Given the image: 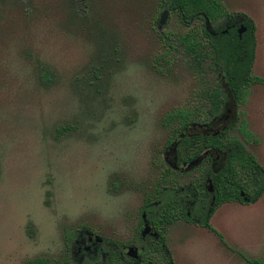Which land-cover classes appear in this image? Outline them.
<instances>
[{
	"label": "rangeland",
	"instance_id": "obj_1",
	"mask_svg": "<svg viewBox=\"0 0 264 264\" xmlns=\"http://www.w3.org/2000/svg\"><path fill=\"white\" fill-rule=\"evenodd\" d=\"M160 1L0 0V264H82L74 250L88 239L139 248L148 202L202 176L167 165L180 123L166 119L206 113L220 81L177 43L202 21L183 24ZM219 1L255 22L264 80V0ZM229 108L228 137L264 167V83ZM171 213L156 221L176 264H264V196L216 210L223 240Z\"/></svg>",
	"mask_w": 264,
	"mask_h": 264
},
{
	"label": "trees",
	"instance_id": "obj_2",
	"mask_svg": "<svg viewBox=\"0 0 264 264\" xmlns=\"http://www.w3.org/2000/svg\"><path fill=\"white\" fill-rule=\"evenodd\" d=\"M160 2L161 7L177 13L183 24L193 26L192 19L195 22L202 21V26L179 36L177 43L194 60L196 66L201 67L207 60H211L212 68L220 81L218 86L208 88L204 94L203 100L209 103V110L206 113L199 110H184L167 117L168 121L179 120L180 123V127L174 129V137L180 139V154L184 155L180 160L191 163L209 151L213 159H216L217 155L220 156L219 166L221 161L225 160L224 166L214 167L211 162L212 157H208L195 168L202 171L200 178L184 187V190L173 187L169 190L173 191L171 200H166L160 207L152 208L149 207L151 202H148L143 212L147 213L148 219L154 224L161 239L155 247L145 244L140 234L138 242L144 248V252L139 254L138 259H134L126 254V247L122 244L104 240L102 244L97 245L100 257L94 264H152L154 254L157 252L161 254L164 264H176L167 238L156 221V213L161 209L170 214L173 210L178 211L182 206L179 200L184 195H186L184 199L195 202L194 210L196 208L197 215L189 218L184 213L178 217L216 233L221 240L223 237L211 224V218L216 210L227 203L255 204L264 196V167L247 151L239 139L228 137V130L216 137L194 138L187 134L182 137L190 124L219 118L227 103L232 101L246 103L251 87L264 83L263 79L253 73L257 48L255 22L248 15L230 12L219 0H161ZM203 15L210 19L216 35H212L207 30ZM242 27H245L246 31L241 35ZM165 44L174 48L169 35ZM176 195L178 198L175 197ZM26 264L48 263L43 259H36Z\"/></svg>",
	"mask_w": 264,
	"mask_h": 264
},
{
	"label": "flooded vegetation",
	"instance_id": "obj_3",
	"mask_svg": "<svg viewBox=\"0 0 264 264\" xmlns=\"http://www.w3.org/2000/svg\"><path fill=\"white\" fill-rule=\"evenodd\" d=\"M192 22L195 23V21L193 19H192ZM204 23H205V20H204ZM167 38H168V36H167ZM224 109H225V113L221 114L220 117L215 119L214 121L207 120L204 122H195V123L190 124L188 129L184 131V134L182 135V137H184L186 134L188 136H191L194 138H202V137H208V136L216 137V136L220 135L221 133L225 132L226 130H228V128L231 127L230 125L235 120L236 116L232 115V110L229 108V103H227L224 106ZM179 143H180V139L175 138V140L171 141L170 145L172 147V150L175 152L176 156L174 158L173 164H172V161H170L166 157L167 165L173 169L172 172L181 173V174L190 173V170H188V165L190 163H186V162L181 161L180 156H177L178 151H179ZM171 147H170V149H171ZM205 153H207V156L205 159L213 156V155H210L209 151H206ZM215 154H218V153H215ZM219 159H220V156H218V155H217L216 159H213V157L211 158V162H212V165L214 167H217L219 165L218 164ZM224 162H225V160H222L221 165L224 164ZM195 168L196 167L192 168L193 170L191 169V171H194ZM171 188L172 187L165 188L164 193L162 192V194L160 196V198H161L160 201L150 203L149 207L150 206H151L150 208L155 207V206L160 207L162 204L165 203L166 200L163 201V199H165L166 197H168L167 201L171 200V197L173 195V191L172 192L169 191V190H172ZM181 188L184 190V187H181ZM175 197L178 198L177 195ZM185 197H186V195H184L181 198V200H179L180 202H182L181 208L178 211H176V210H173V211H175V213H177V216L185 213V214H187V216L189 218H194V215H197L196 208L194 210L195 202H193L191 200H186V199H184ZM211 205H213V203H211ZM164 212L165 211L163 209H161L160 211H158L156 213V217H158L160 214L163 215ZM143 213H144L143 217H144V215H146L145 221H147L149 224H151L150 226L152 227V229H151V232L149 234H147L146 237H144L143 236V230L145 227V222L143 221V228H142V233H141L142 239L145 241V244H149L151 247H155L156 243L161 241L159 232L155 229L154 224L148 219L147 213L146 212H143ZM167 213H169V212H167ZM102 243H99V244H102ZM76 244H78V243H76ZM97 245H98V243H96L95 240L91 241L89 239L87 241V244L84 246H79V244H78L74 250V257L76 258L75 261L76 262H77V260L81 261L82 264H94L95 262H97V260H99V257H100ZM89 247H90V249H88ZM138 249H139V254L144 252V248L142 246H139ZM125 252H126V250H125ZM157 253H159V252H157ZM126 254H127V252H126ZM130 258H132V257H130Z\"/></svg>",
	"mask_w": 264,
	"mask_h": 264
},
{
	"label": "water",
	"instance_id": "obj_4",
	"mask_svg": "<svg viewBox=\"0 0 264 264\" xmlns=\"http://www.w3.org/2000/svg\"><path fill=\"white\" fill-rule=\"evenodd\" d=\"M169 14V11L168 10H165L163 12V14L161 15V24H164L165 23V20H166V17L168 16ZM203 17L205 18V25H206V28L207 30L212 34V35H216L215 31H214V26L212 25L210 19L206 16V15H203ZM246 31V28L245 27H242L240 29V34L242 35L244 32ZM207 156V153H204L202 154L199 158H197L196 160H194L193 162H191L189 165H188V170L194 168V167H197L199 166L203 160L206 158ZM210 191L212 192L213 191V186L212 184L210 185ZM144 219H146V215H144ZM150 227H149V224L147 222H145V227H144V230H143V236L146 237L147 234L150 233ZM102 239H97L96 243H102ZM90 249V247L88 248ZM128 256L134 258V259H137L139 257V249L138 248H135V247H130L129 248V251L127 252Z\"/></svg>",
	"mask_w": 264,
	"mask_h": 264
}]
</instances>
